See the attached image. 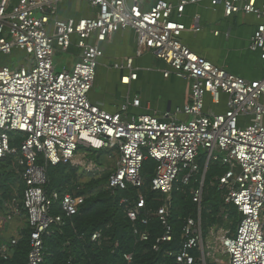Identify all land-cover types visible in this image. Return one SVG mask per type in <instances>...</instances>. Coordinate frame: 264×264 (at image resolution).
<instances>
[{
  "label": "built area",
  "instance_id": "obj_1",
  "mask_svg": "<svg viewBox=\"0 0 264 264\" xmlns=\"http://www.w3.org/2000/svg\"><path fill=\"white\" fill-rule=\"evenodd\" d=\"M65 1L0 0V60L16 53L23 56L14 69L9 63L0 67V162L8 155L17 156L25 183L22 200L4 204L0 231L26 218L31 230L27 264H45L44 237L59 224L55 205L71 218L85 201L69 192L49 191L50 168L72 165L93 173L95 165L84 154L111 151L118 154L119 162L109 178L110 189L142 188L144 162L150 158L157 163L151 188L165 198L156 213L164 234L153 251L174 240L172 194L197 185L192 195L198 214L185 220L180 251L170 256L178 264H208L216 254L227 256L229 264H264V79L233 75L182 43L186 31H201L198 17L189 29L181 20L188 6L203 0H88L95 16L60 19L58 6ZM210 4L222 7L226 17L246 14L258 19L250 50L264 61V0H210ZM126 30L136 34L137 57L153 54L170 67L164 72L166 79L175 75L188 82L190 99L183 108L161 117L131 116L129 106L140 107L139 99L115 113L90 101L103 45ZM73 46L80 50L78 62L72 69L58 71L57 51L66 53ZM116 68L130 70L123 83L138 79L133 58ZM208 96L214 105L227 96L228 110L207 112ZM17 135H23L24 141L16 149L11 141ZM214 162L227 169L218 179L224 220L232 207L240 221L235 231L214 225L205 235L204 183ZM122 204L132 223L147 224L141 218L146 208L143 194L134 203L125 199ZM134 234L142 242L151 237L138 227ZM100 238L95 233L92 241ZM19 239L0 246L5 260ZM124 258L132 263V255Z\"/></svg>",
  "mask_w": 264,
  "mask_h": 264
},
{
  "label": "trees",
  "instance_id": "obj_2",
  "mask_svg": "<svg viewBox=\"0 0 264 264\" xmlns=\"http://www.w3.org/2000/svg\"><path fill=\"white\" fill-rule=\"evenodd\" d=\"M24 137L14 136L11 141L13 148H20ZM96 153V152H94ZM104 152H98L102 154ZM18 158L8 155L0 162V209L4 204L13 200L17 191L23 197L25 183L20 182L17 174ZM11 167V168H10ZM204 163L202 162V169ZM80 168L72 165L51 167L48 172V190L61 194L76 192V195L85 199L78 215L66 217L57 204L53 214L59 219V224L51 233L44 237L46 249L45 264H129L124 256L132 255L130 264H178L170 253H178L181 248L182 230L185 220L196 217L198 206L193 201V185L185 190H175L171 200V224L174 227V240L171 244H164L159 252L153 251L157 238L164 234L156 213L164 203V196L152 190V179L155 176L157 163L148 158L142 168L144 185L142 188L129 186L126 190L110 189L109 178L111 174H97L84 186L78 185L75 180ZM226 166L221 162L211 163L205 178L204 197L202 204L203 231L206 235L214 226L227 225L233 231L240 221L235 208H228L229 219L224 220L225 210L222 193L219 191L218 179L226 172ZM17 172V173H16ZM17 174V178L13 175ZM76 183V184H75ZM217 184L216 187L212 185ZM140 194L146 198V208L141 212L142 221L132 223L126 215L125 199L134 203ZM231 224V225H230ZM10 225V224H9ZM134 227L146 230L150 234L148 242L140 241L134 234ZM30 227L20 233L19 242L11 248L10 257L5 260L0 253V264H27L30 248ZM95 233H100L101 238L92 241ZM12 240V239H11ZM11 240L0 239L2 244H10ZM195 257L199 255L194 254ZM211 262L209 261L208 264Z\"/></svg>",
  "mask_w": 264,
  "mask_h": 264
},
{
  "label": "crops",
  "instance_id": "obj_3",
  "mask_svg": "<svg viewBox=\"0 0 264 264\" xmlns=\"http://www.w3.org/2000/svg\"><path fill=\"white\" fill-rule=\"evenodd\" d=\"M95 14L96 10L88 0H66L58 6L57 11L60 19L88 18ZM195 17L199 18L201 31L189 30L183 33L181 41L185 46L233 75L250 81L264 79V61L259 53L250 50L251 39L259 25L254 15L237 14L226 17L222 7L212 8L210 0H203L186 8L181 22L189 29ZM103 49L104 57L100 60L95 85L89 96L93 104L115 113L123 105L132 104L139 99L140 107L129 106L131 116L155 114L161 117L183 108L189 102L190 87L187 81L175 75L166 79L164 72L170 71V67L153 54L137 57V39L132 30L118 32L111 41L103 45ZM66 53L70 56V63L64 68L72 69L79 60L80 50L73 46ZM127 58L134 59L138 79L123 83V79L130 75V70L117 69L116 65L124 64ZM227 110V96L222 97L219 105H214L210 96L207 97V112L225 113ZM185 118L179 116V119ZM21 171L18 167V186L24 183ZM20 194L21 191H17L14 198L22 200ZM23 221L27 222L26 218L9 226Z\"/></svg>",
  "mask_w": 264,
  "mask_h": 264
},
{
  "label": "rangeland",
  "instance_id": "obj_4",
  "mask_svg": "<svg viewBox=\"0 0 264 264\" xmlns=\"http://www.w3.org/2000/svg\"><path fill=\"white\" fill-rule=\"evenodd\" d=\"M22 57L23 56L21 54H17V53L9 58L2 56L0 60V67L3 66L4 64L9 63L10 67L14 69L15 66H17L18 63L23 60ZM54 61L55 64L57 65V70L62 71L64 67H67V65L70 63V56L68 53L57 52L54 57ZM20 136L24 137L23 135ZM204 154H205L204 151H202V157ZM84 156L86 160L92 162L95 165V168L92 169L93 173H90L88 170H85L83 167H80L75 182L81 186H84L97 174H112L118 167L119 156L115 152L105 151L100 155L91 152L89 154H84ZM12 169L15 170L16 168H14L13 166ZM13 178H17V174L16 175L14 174ZM216 186L217 184L212 185L213 188ZM73 193L76 194V192ZM0 213L2 214L3 212L0 211ZM26 228H27V222L25 221L21 223H15L11 225V227L8 225L4 231H0V239L9 241L15 237H18L20 233ZM218 228L231 229L227 225L218 226ZM210 262H211L210 264H229V259L227 256L216 254L215 261L214 262L210 261Z\"/></svg>",
  "mask_w": 264,
  "mask_h": 264
},
{
  "label": "bare ground",
  "instance_id": "obj_5",
  "mask_svg": "<svg viewBox=\"0 0 264 264\" xmlns=\"http://www.w3.org/2000/svg\"><path fill=\"white\" fill-rule=\"evenodd\" d=\"M126 82H128V80H126Z\"/></svg>",
  "mask_w": 264,
  "mask_h": 264
}]
</instances>
